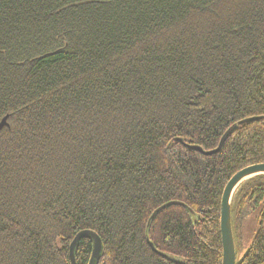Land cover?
<instances>
[{
    "label": "trees",
    "instance_id": "obj_1",
    "mask_svg": "<svg viewBox=\"0 0 264 264\" xmlns=\"http://www.w3.org/2000/svg\"><path fill=\"white\" fill-rule=\"evenodd\" d=\"M4 117L0 264H71L83 230L92 264H221L222 191L264 163V0H0ZM239 187L235 264H264V174Z\"/></svg>",
    "mask_w": 264,
    "mask_h": 264
},
{
    "label": "water",
    "instance_id": "obj_2",
    "mask_svg": "<svg viewBox=\"0 0 264 264\" xmlns=\"http://www.w3.org/2000/svg\"><path fill=\"white\" fill-rule=\"evenodd\" d=\"M5 119L6 118L4 117L0 121V130L2 129V127H4L6 125ZM257 119L258 118H250V119H247L245 121H252V120H257ZM234 127L235 126H232L225 133V135L228 134V132L231 129H233ZM224 137L225 136H223L220 139L217 147L213 150H210V151H203L198 146H190V148L197 150V151H200L204 155H211L213 153L218 152L221 149L223 141H224ZM259 174H264V163H258V164H253V165L244 167L230 177V179L227 181V183H226V185L222 191V195H221V199H220V215H219V230H220V240H221V249H222L221 264H235L236 263V251H235V247H234V243H233L231 223H230V205H231L230 199H231L232 191L235 188V186L245 177H248V176L253 177V176L259 175ZM171 204H177V203L176 202H170V203L165 204L164 206H162L159 209L167 207ZM82 236L90 237L91 243H92L91 244V253H90L89 260H88V264H92L93 260L97 259L99 254H100L101 240L97 236V234H95L94 232L89 231V230L80 231L79 233H77L74 236V238L71 241L70 246H69V261L71 264H75L74 255H73L74 246ZM246 253H247V250L244 252V254L239 259V261H241L243 259V257L245 256Z\"/></svg>",
    "mask_w": 264,
    "mask_h": 264
},
{
    "label": "rangeland",
    "instance_id": "obj_3",
    "mask_svg": "<svg viewBox=\"0 0 264 264\" xmlns=\"http://www.w3.org/2000/svg\"><path fill=\"white\" fill-rule=\"evenodd\" d=\"M251 177H252V176H250V178H251ZM248 179H249V178H248ZM243 183H244V182H243ZM243 183H242V184H243ZM242 184H241V185H242ZM239 186H240V185H239ZM239 188H240V187H239ZM239 188H238V189H239ZM238 189H237V190H238ZM237 190L232 194L231 199H230V204H232L233 198H234V196H235ZM247 235H248V232L246 233V236H247ZM247 239H248L247 237L244 238L245 243L248 241ZM249 241H250V240H249ZM249 241H248V243H249Z\"/></svg>",
    "mask_w": 264,
    "mask_h": 264
},
{
    "label": "bare ground",
    "instance_id": "obj_4",
    "mask_svg": "<svg viewBox=\"0 0 264 264\" xmlns=\"http://www.w3.org/2000/svg\"><path fill=\"white\" fill-rule=\"evenodd\" d=\"M248 178H250V176L245 177L244 179H242L233 189L232 194L237 190V188L239 187V185H241L243 182H245ZM232 196V195H231Z\"/></svg>",
    "mask_w": 264,
    "mask_h": 264
}]
</instances>
